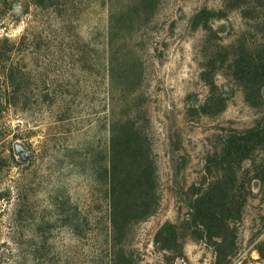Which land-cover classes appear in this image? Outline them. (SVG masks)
<instances>
[{
  "label": "rangeland",
  "instance_id": "374dc122",
  "mask_svg": "<svg viewBox=\"0 0 264 264\" xmlns=\"http://www.w3.org/2000/svg\"><path fill=\"white\" fill-rule=\"evenodd\" d=\"M243 4L264 16V0H0V264L40 217L34 264H264V24ZM114 117L149 154L110 153Z\"/></svg>",
  "mask_w": 264,
  "mask_h": 264
},
{
  "label": "trees",
  "instance_id": "16d2710c",
  "mask_svg": "<svg viewBox=\"0 0 264 264\" xmlns=\"http://www.w3.org/2000/svg\"><path fill=\"white\" fill-rule=\"evenodd\" d=\"M243 7L244 8H242L241 16L246 24H251V22H254L256 24H264V16L262 14L258 12V16L256 17L253 16V13L256 12L257 9L252 13L251 10L249 9V5L243 4ZM259 9H261V7ZM214 15L215 13H212L205 9L198 14L194 23L208 24L209 19L211 17H214ZM255 67L261 70L262 68H264V64L261 65L256 64ZM261 73L260 76L264 77V70H262ZM137 123L138 122L135 120H130L125 122L122 119H116L115 117L112 118V120L108 123V128H109L108 130L110 133L108 140L110 153L117 154L119 149H123V148L126 149L131 146H133L135 149L138 150L143 149L147 154L150 153L151 150L149 143L147 142L148 141L147 136L141 132L140 127L138 126ZM224 165H225L224 158H222L218 161L217 166L224 167ZM152 173L153 171L150 169V166H147L144 175L145 178L147 179L146 181L147 185H150V181L153 180ZM226 199H228L227 195H226ZM60 206H62V204ZM227 210L228 209L225 208V211ZM33 220H34V225L36 226L35 231L31 230L30 234L26 236L27 239L24 240L26 243L25 242L23 243L24 249H22L19 252L17 256L16 264H34L36 260H41L42 258L41 255H43V253L46 254L45 256L51 254V251L48 252L47 248H48V243L50 241L49 235L51 234L50 232L52 225L50 224L48 219L44 217H40L37 219L34 218ZM54 220L56 222L58 221L57 219ZM65 221H69V223L72 226L78 225L75 218H70V219L65 218ZM223 223H224L223 225H225L226 227V231H229L230 226L228 225V223L227 222H223ZM207 226H208L207 228L211 230L210 229L211 227L209 225ZM170 227L171 226L169 224L163 226L160 232L158 233V237L163 238L164 237L163 233H165V230H169Z\"/></svg>",
  "mask_w": 264,
  "mask_h": 264
}]
</instances>
